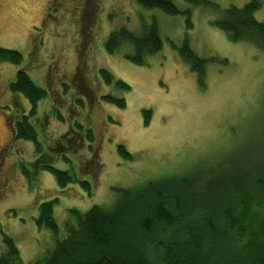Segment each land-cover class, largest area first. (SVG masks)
Listing matches in <instances>:
<instances>
[{"label": "rangeland", "instance_id": "rangeland-1", "mask_svg": "<svg viewBox=\"0 0 264 264\" xmlns=\"http://www.w3.org/2000/svg\"><path fill=\"white\" fill-rule=\"evenodd\" d=\"M205 1L173 0L181 11L189 10L190 14L147 9L138 0H101L98 4L96 61L129 83L131 89L108 86L116 96L126 99V107L104 105L107 116L114 120L105 116L111 123L100 139L103 172L96 187L94 174L86 168L95 149L81 146L75 152L66 151L63 157L50 151L55 157L50 166L89 182L90 189L75 180L61 184L54 171L36 162L40 153L34 141L11 138L9 142V125L0 114V146L9 142L4 150L13 163L8 169L10 181L0 188V255L8 250L5 235L10 236L24 264H33L67 234L68 227L77 222L78 212L94 205H112L140 187L145 193L152 186L170 189L173 201L175 195L177 202L184 200L191 219L208 205L217 209L219 216L225 214L223 208L237 205L238 188L246 174L243 170L255 175L263 169L258 160L264 158V48L253 41H233L216 24L227 17L231 7L242 8L253 0ZM257 1L260 6L254 15L264 23V0ZM47 2L0 0V47L21 52L26 62L30 34L44 16ZM76 4L77 23L80 0ZM72 6L66 3L62 15L70 16L76 7ZM76 23L45 30V47L40 53L43 67H51L55 61L61 62L63 72L72 68ZM154 23L163 44L158 52L146 55L145 65L127 58L135 54L128 42L113 54L106 49L112 32L125 28L143 36ZM187 45L206 60L202 81L183 57L181 48ZM22 65L0 62V111L16 114L13 116L20 121L25 111L26 120L37 127L38 138L47 149L69 130V125L53 115L52 98L37 109H31L25 97L22 111L7 104L14 95L9 82ZM87 140L90 144L100 142L99 135ZM120 145L130 156L120 151ZM53 198H57L54 211L58 233L37 224L39 204Z\"/></svg>", "mask_w": 264, "mask_h": 264}, {"label": "trees", "instance_id": "trees-1", "mask_svg": "<svg viewBox=\"0 0 264 264\" xmlns=\"http://www.w3.org/2000/svg\"><path fill=\"white\" fill-rule=\"evenodd\" d=\"M77 1L50 0L44 16L34 27L36 31L30 34V51L26 62H23L21 52L3 47H0V62L23 63L16 77L9 82L15 94L13 105L18 111L25 107L23 97L29 100L31 109H37L42 102L52 98L53 115L58 121L69 125V130L55 140L54 146L45 149L38 138L37 127L26 120L23 111V121L17 123V138L35 142L36 151L40 153L36 162L44 169L54 171L61 184L75 180L90 189L89 182L80 181L68 171L50 166L55 158L50 154L56 151L63 157L66 151L75 152L81 146L95 149L86 168L94 174L96 187L103 172L100 139L104 128L111 123L105 120L107 111L104 105L119 109L126 107V99L116 96L108 86L124 90H130L131 86L117 78L110 68L101 67L96 61L97 11L101 0H80L79 13L81 11L82 15L85 9L86 16L84 19L78 18L76 23ZM138 1L147 9L190 14L189 10L181 11L173 0ZM186 1L196 4L205 0ZM66 3H73L72 9L76 6L70 16L62 15ZM259 6L258 1L253 0L242 8L231 7L227 17L216 24L228 33L231 40L253 41L264 48V23L254 15ZM68 23L77 24L78 35L72 68L63 72L61 62L55 61L51 67H43L40 53L45 47V30L52 25L58 28ZM149 27L143 36H137L125 28L112 32L105 43L106 49L113 54L119 45L128 42L135 54H129L127 58L145 65L146 55L158 52L163 44L158 25L154 23ZM38 28L42 31L38 32ZM181 52L202 81L206 60L201 59L189 45L181 48ZM107 117L109 121L114 120L112 116ZM92 135H99L100 142L90 144L87 138L91 139ZM120 151L130 156L123 145H120ZM64 159L69 158L66 156ZM244 160L248 159L244 157ZM258 165L263 169L255 175L243 170L246 174L238 188L239 201L236 206L223 208L225 214L222 216L218 215L217 209L213 210L208 205L191 219L187 216L189 209L184 206V200L177 202L175 195L176 201H173L170 189L152 186L145 193L144 188L140 187L124 194L112 205H94L84 213L78 212L77 222L68 227L67 234L56 241L44 258L33 264H264L263 157L258 160ZM23 169L27 174L24 166ZM205 192L201 194L206 195ZM222 195L226 197L225 193ZM172 201L176 203L174 206ZM56 202L57 198H53L39 204V228L59 232L54 211ZM4 239L8 250L0 255V264H24L14 239L6 235Z\"/></svg>", "mask_w": 264, "mask_h": 264}, {"label": "flooded vegetation", "instance_id": "flooded-vegetation-1", "mask_svg": "<svg viewBox=\"0 0 264 264\" xmlns=\"http://www.w3.org/2000/svg\"><path fill=\"white\" fill-rule=\"evenodd\" d=\"M50 0H48V2H49ZM47 2V3H48ZM86 11H85V9H84V11H82V15H81V11H80V13H79V15H80V17H82V19H84V17L86 16V13H85ZM80 17H79V19H80ZM96 47H97V44H96ZM74 61V60H73ZM72 65H73V62H72ZM71 65V66H72ZM16 75H17V71H16ZM16 77V76H15ZM14 77V78H15ZM13 92V91H12ZM15 95V94H14ZM14 95H13V98H14ZM13 98H12V100L10 101V102H7V104H9V106H13V108H16L14 105H13ZM0 114L2 115V118L5 120V122L9 125V129H10V138H9V142H10V139L12 138V139H14V140H16V139H18L17 138V123H18V121H19V119H16L15 118V116H13V115H16V114H13L12 116H11V114H9V113H7V114H4V113H2L1 111H0ZM18 116V115H17ZM9 120V121H8ZM18 140H20V139H18ZM17 140V141H18ZM8 142V143H9ZM8 143H6V144H8ZM6 144L5 145H2V146H0V188H2L4 185H6V182H9L10 180H9V178H8V174H9V172H8V169L10 168V166H12L13 165V163H12V160H10L9 159V157H8V154L5 152V150H4V147L6 146ZM9 147V146H8ZM11 159H12V157H11ZM6 176V177H5Z\"/></svg>", "mask_w": 264, "mask_h": 264}]
</instances>
